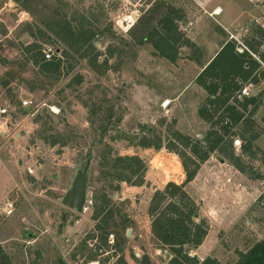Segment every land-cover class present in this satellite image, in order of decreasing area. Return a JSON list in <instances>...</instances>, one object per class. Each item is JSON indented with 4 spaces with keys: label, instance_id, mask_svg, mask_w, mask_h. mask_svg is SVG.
<instances>
[{
    "label": "rangeland",
    "instance_id": "obj_1",
    "mask_svg": "<svg viewBox=\"0 0 264 264\" xmlns=\"http://www.w3.org/2000/svg\"><path fill=\"white\" fill-rule=\"evenodd\" d=\"M153 1L0 0V109L6 108V113L0 115V247L12 264H116L120 256L128 264H136L144 253L151 258V264H166L168 251L159 248L151 234L147 208L155 189L184 179L180 158L165 147L142 148L117 135L134 136L142 125H147L161 135L164 144L173 137L174 129L202 139L208 124L196 110L205 92L195 83V76L200 71L198 59L203 57L200 48L208 47L205 56L217 49L219 44L210 46L209 39L216 36L220 26L212 16L210 4L204 6L201 0H166L182 10L184 17L178 22L179 27L187 37L194 38L192 45H182L178 58L170 62L150 42L136 44L130 35V29ZM212 1L229 7L227 26L233 30L245 27L239 34L234 31L241 41L251 32L249 20L256 18L264 25V8L257 6L256 0ZM58 14H90L91 19H99L95 22L99 29L109 27L94 40L102 53L99 60L105 58L108 47L115 49L105 73L92 70L77 54H71L59 72L47 76L27 61L24 47L36 40L28 32V25L44 30L41 21ZM38 42L43 50L50 47L53 55L63 49L54 37ZM77 73L82 75L80 83L72 80ZM263 113L264 101L254 115L257 125L263 128L256 142L262 152ZM236 130L240 132L241 127ZM55 136L60 140L53 144L51 139ZM233 138L244 142L237 135ZM234 143L233 139L234 152L240 155L247 172H240L227 158L214 152L200 177L203 183L208 172L210 176L220 174L217 167H223L220 163L226 161V175L231 181L234 179L227 186L230 192L215 188L214 196L211 192L206 194L208 201L203 204L197 200L203 187H195L193 197L194 189L185 186L208 229L205 207L227 209L224 218L230 217V225L219 231L221 263L236 261L237 251L264 240V207L252 202L255 191L248 198L242 190L244 183L255 186L257 192L262 189L264 156L258 152L247 157ZM105 145L111 147V155L137 154L143 158L147 164L145 182L140 186L120 182L119 188L114 189L116 181L100 172V152ZM83 174L86 201L84 209L76 211L63 203V197ZM256 175L258 178L253 177ZM235 176L242 182L238 186ZM102 194L109 198V204L100 218L113 212L106 230L113 232L115 238L124 237L119 245H102L101 234L91 218L93 197L99 203ZM9 202L12 211L7 214ZM243 205L247 208L238 215ZM128 229L130 235L126 234ZM91 254L95 255L94 260L88 259Z\"/></svg>",
    "mask_w": 264,
    "mask_h": 264
},
{
    "label": "trees",
    "instance_id": "obj_2",
    "mask_svg": "<svg viewBox=\"0 0 264 264\" xmlns=\"http://www.w3.org/2000/svg\"><path fill=\"white\" fill-rule=\"evenodd\" d=\"M183 17L180 8L169 5L166 0H160L159 3L155 0L144 9L134 27L130 29L132 42H150L161 57L175 62L179 56V48L184 44L192 45L191 39L178 24ZM96 20L99 19L96 16L91 19L90 14H80L77 17L58 14L41 21L45 31L38 25H28V32L36 40L24 47L27 61L47 76L59 72L64 61L71 54H77L79 58L86 60L92 70L100 74L105 73L111 66L108 58L114 55L115 49L108 47L105 58L99 60L102 53L95 47L94 40L109 27L99 29L95 25ZM249 27L250 34L241 41L244 46L242 51L237 49L241 46L240 43L228 39L221 43L213 57L205 64L198 60L202 68L195 76V83L205 92V96L196 111L199 118L208 124L202 139L192 138L189 134L174 129L171 132L173 137L164 144L161 135L147 125H142L137 135H117L128 138L131 145L142 148L159 150L165 147L180 158L184 179L181 183L169 181L163 188L155 189L147 208L150 231L158 243L157 246L170 253L166 264H264V240L256 241L245 251H237L238 258L234 262L221 263L215 257L206 256L200 259L197 255L190 254L207 235L208 224L206 219L199 215L197 202L185 189L186 184L196 176L200 165L214 152H219L227 158L240 172H247L245 163L233 149V137L236 135L244 139L240 144L241 154L254 157L261 152L264 156V152L256 143L263 128L257 125L254 118L262 105L261 96L264 91L238 97V92L245 82L258 83L264 80V27L255 22L250 23ZM50 37L62 44L63 49L61 53L46 59L38 39ZM72 80L80 83L82 75L77 73ZM261 121L264 123V113ZM237 126L241 127L240 132L236 130ZM59 140L60 137L55 136L51 143ZM99 165L105 178L116 181L114 189L119 188L120 182L132 186H140L145 182L147 164L137 154L111 155V147L105 145L100 152ZM253 177L258 178L257 175ZM100 198L98 203L97 197H93L91 218L101 234V244L109 247L107 237L113 232L106 228L108 220L113 218V212L110 210L105 219L100 218L103 208L109 204L106 194H102ZM115 239L117 240L114 245L124 241L123 236ZM88 259L94 260L95 255H89ZM0 264H12L9 255L1 247ZM116 264L128 263L120 256ZM136 264H151V258L144 253Z\"/></svg>",
    "mask_w": 264,
    "mask_h": 264
},
{
    "label": "crops",
    "instance_id": "obj_3",
    "mask_svg": "<svg viewBox=\"0 0 264 264\" xmlns=\"http://www.w3.org/2000/svg\"><path fill=\"white\" fill-rule=\"evenodd\" d=\"M200 2L202 4H204V6L209 5V4L211 5V9H213L212 16L214 19H216L218 21L217 24H218V26H220V27H217L218 32L215 33L216 36L209 39V41L211 40L210 46H212V44H215V45L219 44L217 49H215L211 55L208 54L207 56H205L204 53L209 51L208 47L205 45V47L200 48L202 53H203V57L199 58L198 60L201 61L202 64H205L207 61H209L213 57V55L219 49V47L223 41H226L228 39H232L231 36L236 34V33H234V31L237 29L236 28L234 30L231 29V27L227 26V24L225 22L226 17L228 16L229 7L227 8L225 6H222L219 1L214 2L212 0H201ZM255 3H257L256 4L257 6H260V7L263 6V8H264V0H256ZM233 6H235V4H233ZM252 8H253V5L250 7V9H252ZM217 10H219V12H217ZM252 22L258 23L264 27V25L259 23L256 18L249 20L248 25ZM244 28H245L244 26L240 27L237 30L238 31L237 33L238 34L241 33V31L244 30ZM224 31L226 32V35L223 33ZM189 38L194 41V38H192V37H189ZM213 39H215V40H213ZM201 65H200V70L202 68ZM206 162L207 161H205L204 164L201 165V167H200L199 171L197 172L196 176L194 177V179L186 185L188 190H190L192 188L194 189V191H192L193 194L191 193L193 195V197L195 196L194 194H196L195 193L196 192L195 187L196 188L203 187V189L201 190L202 191L201 194L200 193L197 194V196H198L197 200L203 204H206V201H208V200H205L204 196H206V194H209V192H211V195L214 196V189L215 188L220 189V190H223V188H225V191L230 192L231 190L228 189L227 186L229 184H231L234 180L233 179L231 181V177L229 175H226V169L227 168L224 166L227 163H226V161H224L223 163H220V165H222L223 167H221V166L217 167L218 170L222 171V172H220V174H215L214 176H210V173L208 172L206 175L207 177L205 178L206 180L203 181V183H201L202 180H200V177H202L203 166L205 165ZM208 177H210V181L208 180ZM235 177H236L235 179L237 181L236 186H238V183H242V182L238 180V178H237L238 176H235ZM240 179L243 180L242 178H240ZM223 182H225L226 184H224ZM208 187L210 188V190L205 191V189ZM254 189H255V186L251 185L250 183H244L242 190H244V192L248 198H249V195H251L252 191H255L256 195L253 197L252 202H255V201L258 202L257 197H258L260 190L257 192V189L256 190H254ZM203 194H205V195H203ZM214 199L215 200L213 202H216L215 197H214ZM252 202L247 207H249L252 204ZM209 203H212V201H209ZM243 206H244V208L242 207V209L240 210L238 215H240L241 212H244V210L247 208V207H245V205H243ZM216 208H217V210H216ZM205 209H206V211H204V212H205V215L207 216V218L210 222V228L208 229V233L205 236L202 243L197 248L193 249L192 252H194L193 254H196L200 259H203L206 256H211V257H215L221 261V259H222V256H221L222 255V251H221L222 247H220V244H219L220 239H221L219 236V231L221 229L224 230V229L228 228V226L230 225L231 219H230V217L224 218V214L227 211V209L225 207H205Z\"/></svg>",
    "mask_w": 264,
    "mask_h": 264
},
{
    "label": "built area",
    "instance_id": "obj_4",
    "mask_svg": "<svg viewBox=\"0 0 264 264\" xmlns=\"http://www.w3.org/2000/svg\"><path fill=\"white\" fill-rule=\"evenodd\" d=\"M232 39H234L235 41H237L238 43L241 44L240 47H238V51H242V49L244 48L243 44L241 43V40L236 37L235 35L231 36ZM44 52V56L46 59H50L53 56L52 50L51 48H47L43 50ZM264 91V80H260L258 83H254L252 81H248L245 82L242 87L240 88L239 92H238V97H241L242 95H251V94H257L260 91ZM262 101H264V92L262 93L261 96ZM24 104H26L25 101H23ZM4 113H6V108H2L0 109V115H3ZM234 145H238L237 148L240 149V144L241 141L239 140V138H234ZM229 180V179H228ZM258 202L261 204L262 207H264V184L262 189L260 190L259 194H258ZM5 211L7 212V214L11 213L12 211V203H7ZM107 243L108 244H114L115 243V237L113 233L108 234L107 237ZM90 264H95V262H90Z\"/></svg>",
    "mask_w": 264,
    "mask_h": 264
},
{
    "label": "water",
    "instance_id": "obj_5",
    "mask_svg": "<svg viewBox=\"0 0 264 264\" xmlns=\"http://www.w3.org/2000/svg\"><path fill=\"white\" fill-rule=\"evenodd\" d=\"M134 14V13H133ZM135 18V16L133 15ZM85 175H81L75 179L71 187L66 191L63 197V203L76 210L82 211L84 209V203L86 201V192H85ZM127 235H130V229L126 232ZM170 258V253H165V259L168 260Z\"/></svg>",
    "mask_w": 264,
    "mask_h": 264
},
{
    "label": "flooded vegetation",
    "instance_id": "obj_6",
    "mask_svg": "<svg viewBox=\"0 0 264 264\" xmlns=\"http://www.w3.org/2000/svg\"><path fill=\"white\" fill-rule=\"evenodd\" d=\"M115 244V243H114Z\"/></svg>",
    "mask_w": 264,
    "mask_h": 264
}]
</instances>
